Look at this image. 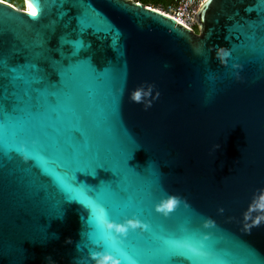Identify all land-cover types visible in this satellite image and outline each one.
Returning <instances> with one entry per match:
<instances>
[{"label":"water","instance_id":"1","mask_svg":"<svg viewBox=\"0 0 264 264\" xmlns=\"http://www.w3.org/2000/svg\"><path fill=\"white\" fill-rule=\"evenodd\" d=\"M23 6L0 0V264H264L257 0H205L197 30L136 0ZM130 216L148 228L104 226Z\"/></svg>","mask_w":264,"mask_h":264},{"label":"clouds","instance_id":"2","mask_svg":"<svg viewBox=\"0 0 264 264\" xmlns=\"http://www.w3.org/2000/svg\"><path fill=\"white\" fill-rule=\"evenodd\" d=\"M179 198L176 196H169L166 201H163L156 205L157 211L167 213L170 211L173 206L178 202ZM104 226L108 229L114 230L116 233L126 235L128 230L141 228H148V224L144 221H141L137 217L130 216L120 223L115 222H104ZM89 255L95 260V264H122V256L116 255L112 252H105L102 255L97 252H90Z\"/></svg>","mask_w":264,"mask_h":264},{"label":"built area","instance_id":"3","mask_svg":"<svg viewBox=\"0 0 264 264\" xmlns=\"http://www.w3.org/2000/svg\"><path fill=\"white\" fill-rule=\"evenodd\" d=\"M204 1L205 0H173L155 9L173 17L185 26L195 29V27L197 28L195 13ZM12 5L15 6L14 4Z\"/></svg>","mask_w":264,"mask_h":264},{"label":"rangeland","instance_id":"4","mask_svg":"<svg viewBox=\"0 0 264 264\" xmlns=\"http://www.w3.org/2000/svg\"><path fill=\"white\" fill-rule=\"evenodd\" d=\"M11 1V4H14V5H17L19 8H24L23 6V0H9ZM173 0H170V1H165V0H157V1H152V2H148V6L150 7H153V8H157V7H160L162 5H166L170 2H172ZM195 29H197L195 27Z\"/></svg>","mask_w":264,"mask_h":264},{"label":"snow or ice","instance_id":"5","mask_svg":"<svg viewBox=\"0 0 264 264\" xmlns=\"http://www.w3.org/2000/svg\"><path fill=\"white\" fill-rule=\"evenodd\" d=\"M257 5H258L260 11H261L262 13H264V0H257ZM27 7H28L29 12H30L33 16H35V15H36V12H37L36 8H34L33 5H32L31 3H28ZM0 63H2V62H0ZM138 95H139V94H137V97H138ZM76 198H80V197H79V196H76ZM95 211H96V209L93 208V212H95ZM122 258H124V257L122 256Z\"/></svg>","mask_w":264,"mask_h":264},{"label":"trees","instance_id":"6","mask_svg":"<svg viewBox=\"0 0 264 264\" xmlns=\"http://www.w3.org/2000/svg\"><path fill=\"white\" fill-rule=\"evenodd\" d=\"M4 1H7V2L11 3V1H9V0H4ZM136 1H139V2H141L144 5H149L148 2L157 1V0H136ZM165 1H170V0H165ZM15 6L18 7L17 5H15Z\"/></svg>","mask_w":264,"mask_h":264},{"label":"bare ground","instance_id":"7","mask_svg":"<svg viewBox=\"0 0 264 264\" xmlns=\"http://www.w3.org/2000/svg\"><path fill=\"white\" fill-rule=\"evenodd\" d=\"M27 5H28V1H27V4H26V9H27V11L29 12ZM24 8H25V7H24ZM29 13H30V12H29Z\"/></svg>","mask_w":264,"mask_h":264}]
</instances>
